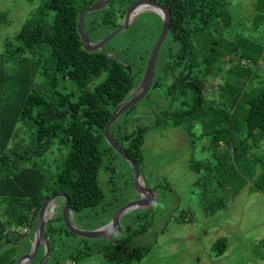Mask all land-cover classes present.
Instances as JSON below:
<instances>
[{
	"label": "trees",
	"instance_id": "obj_1",
	"mask_svg": "<svg viewBox=\"0 0 264 264\" xmlns=\"http://www.w3.org/2000/svg\"><path fill=\"white\" fill-rule=\"evenodd\" d=\"M96 1L50 0L6 44V52L21 59H17L18 71L8 73L0 66V252L5 249V254L31 232V238L36 236L47 197L64 192L70 212L92 209L105 199L99 172H111L105 160L112 152L118 154L107 141L105 128L118 106L138 91L147 65L135 69L134 62L107 52L105 47L95 51L83 48L78 16ZM137 1L108 0L103 8L88 14L84 29L90 41L97 43L118 28L127 9ZM153 1L169 12L168 35L177 46L169 47L165 62L164 80L173 78L162 94L169 107L156 115L153 126L128 131L116 120L110 133L141 168L142 148L151 129L182 127L191 138L195 127L201 126V136L210 138L214 162H195L196 169L203 167L197 169L201 176L196 185L203 196L213 173L219 187L226 191L228 186L235 196L247 183L237 160L264 143V73L258 71L264 49L249 38L229 37L232 0ZM143 9L133 13L132 21ZM243 59L250 60V65L245 66ZM215 77L220 79L218 91L209 97L207 85ZM160 84L154 80L151 88ZM112 179L110 175L108 180ZM251 190L264 192V172ZM206 196L204 210L211 216L226 208L230 200H208ZM56 220L62 224L55 225ZM140 220L137 216L134 222L119 227L113 239L118 249L106 253L108 261L127 264L129 259L141 260L146 248L133 247L131 240L145 232L151 221L139 228ZM22 229L27 233L21 234ZM63 232L74 234L64 224L63 215H51L44 225L48 253ZM214 245L219 255L227 243L218 239ZM29 254L18 264H25ZM0 264L16 262H8V256L5 259L0 254Z\"/></svg>",
	"mask_w": 264,
	"mask_h": 264
},
{
	"label": "rangeland",
	"instance_id": "obj_2",
	"mask_svg": "<svg viewBox=\"0 0 264 264\" xmlns=\"http://www.w3.org/2000/svg\"><path fill=\"white\" fill-rule=\"evenodd\" d=\"M49 1L0 0V66L4 71H18L17 59H21L18 55L13 58L6 52L7 42L14 40L24 24ZM143 8L127 29L104 45L107 52L118 53L120 57L134 62L135 69L147 65L150 57L148 52L151 53L159 35L157 31L162 28V17L149 7ZM229 11L233 18L229 37L237 35L249 38L264 49V0H232ZM171 39L170 35L165 38L154 69L153 81L158 80L161 84L157 89L150 86L148 95L139 101L135 109L117 118L122 130L133 131L139 126H153L156 115L169 107V102L162 94L166 84H170L173 79L167 76L168 81L164 80L165 62L170 56L168 49L177 47L172 45ZM47 60L48 57L44 56V61ZM258 71L264 73V53ZM219 83V77L208 82L209 97L216 95ZM200 128L199 125L195 127L191 138L182 127H159L146 134L142 148L141 179L147 188L157 193L158 198L149 206L127 211L119 221V227L122 228L134 222L137 216L141 217L136 224L139 228L151 221L145 232L131 240L133 247L146 248L142 250L141 260L129 259L127 264H264V192L251 190L264 172V143L260 147L254 146L242 159L237 160L238 170L245 176L247 183L235 196L228 186H225L226 191L224 187H219L218 178H214L213 173L209 174L210 179L207 181L211 194L207 195L208 190H205L202 196V188L196 185V181L201 176L197 169L202 171L203 167L199 165L196 169L194 165L200 160L208 164L214 160L211 158L210 138L202 137ZM53 158L51 155L50 159ZM105 163L111 168V172L106 173L103 169L99 172L105 199L92 209L70 212L72 225L81 231L107 229L118 209L140 200L135 189V174L129 162L112 152ZM110 175L113 176L111 181L108 180ZM205 196L208 200L230 197V202L223 211L219 210L211 216L204 210ZM64 204L63 197L52 200L49 210L55 207L53 217H62ZM183 218L188 219L181 222ZM61 222L56 220L54 224L59 226ZM19 232L27 233V230ZM112 233L98 239L63 232L55 248L49 253L44 248L41 256L43 247L40 246L29 264H118L108 261L105 256L109 250L115 253L118 249L113 240L117 232ZM32 234L21 239L16 246H11V253L5 254L3 249L1 256L5 259L8 256V262L15 260L18 264L24 254L32 251L35 240V237L31 238ZM120 235L124 236L123 233ZM219 238H226L228 246V252L222 256H217L218 248L214 245ZM259 239L260 245H257L259 242L255 246L250 245ZM49 248L50 245L48 251ZM260 253L262 256H259Z\"/></svg>",
	"mask_w": 264,
	"mask_h": 264
},
{
	"label": "water",
	"instance_id": "obj_3",
	"mask_svg": "<svg viewBox=\"0 0 264 264\" xmlns=\"http://www.w3.org/2000/svg\"><path fill=\"white\" fill-rule=\"evenodd\" d=\"M108 0H97L95 3H93L90 7L87 9L81 11L78 16V33L80 35V38L84 44L83 48L86 51H95L102 49L104 45H106L107 42H109L112 38H114L117 34H119L121 31L127 29L129 25L132 23V17L133 13L142 8V7H150L153 9L155 12H157L161 17H162V29L161 32L157 38L156 43L154 44L150 57L147 63L146 70L143 75V79L141 81V85L136 91V93L133 95V97L118 106V108L114 111L112 114L106 128H105V136L107 141L110 143V145L117 151V153L123 157L126 161L129 162V164L132 166L134 174H135V189L140 195V200L134 201L132 203H128L124 206H122L120 209L116 211L114 214V218L112 219V222L110 226L102 231H81L74 227L70 221V200L69 197L64 193V192H59L56 194H53L49 197H47L41 207L40 213H39V220H38V227H37V233L35 236L34 243L32 245V251L29 254L27 258V263L29 264L32 259L34 258L38 248L40 246L45 247V251L47 249L48 253V242L46 241L44 237V225L46 220L48 219L47 216V206L52 202L53 199L57 197H63L65 200V204L63 207V221L66 227L73 232L76 235L86 237V238H104L111 232L114 234V231L118 233L119 231V221L124 213L131 209H136L139 207L143 206H149L152 203H155L156 199L158 198V195L155 191L151 190L150 188H147L145 184L143 183L141 179V171L138 166V164L132 160L127 153L122 149V147L118 144V142L114 139V137L110 133V127L111 125L117 120V118L128 111L129 109L133 108L135 105L139 103L140 100H142L147 94H148V89L152 85L153 82V75H154V69L158 57L159 50L167 37L169 30H170V22H171V17L170 14L167 10L164 9L162 5L159 3L153 1V0H139L133 4L130 5V7L126 11L125 19L123 20L122 24L116 28L114 31H112L108 36L103 38L97 43H93L90 41L89 36L87 35L85 29H84V20L85 17L92 13L95 12L101 8H103L107 4ZM47 254L44 257V260L46 259ZM41 264V263H40Z\"/></svg>",
	"mask_w": 264,
	"mask_h": 264
},
{
	"label": "crops",
	"instance_id": "obj_4",
	"mask_svg": "<svg viewBox=\"0 0 264 264\" xmlns=\"http://www.w3.org/2000/svg\"><path fill=\"white\" fill-rule=\"evenodd\" d=\"M153 191H154V190H153ZM229 202H230V201H229ZM229 202H228V203H229ZM224 209H225V208L221 209L220 212L223 211ZM217 213H218V212H217ZM186 219H188V218H185V219L183 218V219H181L180 221L183 222V221L186 220ZM222 238H223V237H222ZM222 238H219V239H222ZM225 239H226V238H225ZM216 241H217V240H216ZM216 241H215V242H216ZM258 242H259V243H258ZM260 242H261V239H259V241L257 240L255 243H250V245L255 246L257 243H258L257 245H260ZM227 247H228V246H226V249H225V251H224L222 254H219L220 256L224 255L225 252H226V253L228 252V251H227V250H228ZM226 253H225V254H226ZM260 254H261V253H260ZM219 255H217V256H219ZM259 256H262V255H259Z\"/></svg>",
	"mask_w": 264,
	"mask_h": 264
},
{
	"label": "built area",
	"instance_id": "obj_5",
	"mask_svg": "<svg viewBox=\"0 0 264 264\" xmlns=\"http://www.w3.org/2000/svg\"><path fill=\"white\" fill-rule=\"evenodd\" d=\"M245 66H249L250 65V60H247V59H243L242 61H241ZM47 216L48 217H50L51 216V214L49 215V214H47Z\"/></svg>",
	"mask_w": 264,
	"mask_h": 264
},
{
	"label": "bare ground",
	"instance_id": "obj_6",
	"mask_svg": "<svg viewBox=\"0 0 264 264\" xmlns=\"http://www.w3.org/2000/svg\"><path fill=\"white\" fill-rule=\"evenodd\" d=\"M47 207H49V204H48V206ZM54 210H55V207H53V208H51V210H48L47 211V214H49L50 215V213L49 212H51V215H52V213L54 212ZM37 233V232H36ZM33 260V259H32Z\"/></svg>",
	"mask_w": 264,
	"mask_h": 264
},
{
	"label": "flooded vegetation",
	"instance_id": "obj_7",
	"mask_svg": "<svg viewBox=\"0 0 264 264\" xmlns=\"http://www.w3.org/2000/svg\"><path fill=\"white\" fill-rule=\"evenodd\" d=\"M162 29V28H161ZM161 32V31H160Z\"/></svg>",
	"mask_w": 264,
	"mask_h": 264
},
{
	"label": "clouds",
	"instance_id": "obj_8",
	"mask_svg": "<svg viewBox=\"0 0 264 264\" xmlns=\"http://www.w3.org/2000/svg\"><path fill=\"white\" fill-rule=\"evenodd\" d=\"M146 186V185H145Z\"/></svg>",
	"mask_w": 264,
	"mask_h": 264
}]
</instances>
